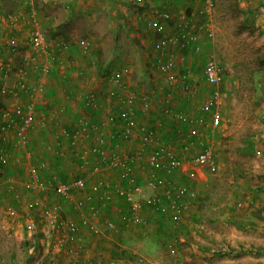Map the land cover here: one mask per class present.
Listing matches in <instances>:
<instances>
[{
  "label": "rangeland",
  "instance_id": "374dc122",
  "mask_svg": "<svg viewBox=\"0 0 264 264\" xmlns=\"http://www.w3.org/2000/svg\"><path fill=\"white\" fill-rule=\"evenodd\" d=\"M33 2L37 9L41 27L46 30L50 28L54 29L55 32L70 39L72 45L76 47L73 49L71 58L69 59L65 56L64 65L58 67L53 72L54 79H52L58 91L57 95L61 97V102H64L65 106L72 105L77 110H82L81 107L85 109V106L80 102L64 101V97L61 94V84L64 85L66 83L64 80L65 74L71 77V83L65 84L71 90L76 89L84 91V93L93 90L101 93L106 91V79L104 75L100 76V74L105 72L106 68L118 70L122 66L130 67L131 73L129 75H132V79L126 80V82L133 89H139L140 93L143 94L139 93V95L147 97V100L150 102V109L154 105L152 103L156 101V96L159 101L164 102L169 98L166 97L164 85L158 87L159 93L157 95H148L147 90L150 89V85L154 81L150 79L146 80V76L141 77L142 69L135 71L136 67L141 66L142 68L143 64L139 60L136 63L135 58L126 63L128 59L125 60L123 58V53L127 52V47L136 42L128 41V31L126 32V36L121 33L112 35L96 31L95 26L91 28V16L79 18L82 21L76 28L69 25L60 26L58 24L62 22L64 14L67 11L69 12V5L74 2H69V0L67 2L65 0H62V2L61 0H33ZM187 2H191V0ZM0 4V8L3 7L5 12L14 11L16 13L26 9L28 0H0ZM190 6L196 9L199 5L194 1ZM185 21L182 17L177 18V25L180 23L185 24ZM199 21L198 19L195 24L199 23ZM208 21V25L213 30L214 36L209 39L204 33L196 30L199 36L197 44H200V48L197 53H193L190 56L189 62H193L188 65L187 62L184 63L183 61V65L185 67H193L198 73L203 70L204 64L213 56L217 63L225 70L224 82L218 87L221 95L218 114L205 115L201 113V119L197 125L202 127L203 124L205 126L210 124L211 126L215 119H218L220 122L217 128H212L214 132L211 134L208 130V138H205V141L202 140L203 146L211 145L215 150L216 169L213 170V167L194 168L190 163L193 154L190 156L188 154V158L185 159V168L174 175H154L146 170H140L138 176L143 181L147 193L151 192V189H148V187L152 180H159L158 184L161 191L167 182L171 181L175 185L191 186L197 192L198 197L201 196V199L197 198L199 206H197L198 209L194 213L191 212L192 208L188 209L186 213L187 218H184L183 222L179 225L172 224L168 217L164 218L160 216L162 223L159 226L161 227L159 232H156L159 215H155V212L153 215L151 210L148 209L146 213L149 223L146 227L134 226L130 231H123L117 236H109L108 242L97 240V247L105 244L107 249H109L108 245H112V252L109 251L110 249L108 250L111 258L133 260L134 256L129 250L118 248L123 246L148 256L156 264H251L255 262L254 256H257L256 260L264 256V216L261 219L262 222L257 223L256 230L250 231L249 226L243 227L242 225L239 228L233 223L238 221L242 223L253 221L249 205L253 199L252 190L257 192L258 189H261L258 194L264 202V158H260L256 154L257 149L264 146V139L261 144L258 139L259 143H257L255 135L252 134L253 131H257L263 133L264 138V0H239V6H236L233 0L231 2L228 0H215V9H213ZM3 23L6 24L5 20ZM165 24L167 25V23ZM185 26L190 31V27L192 26L188 24ZM17 32L18 34L14 40L16 41V45L22 48L24 47L22 43L28 37L29 31L24 26H20ZM7 34H9L8 31L6 32ZM86 38H90L93 44L97 45V65L94 67H88L87 61L81 58L79 42ZM113 38L114 40H112ZM21 56H24L23 51H18L17 59L13 62L16 68L13 69L12 73H9L6 79H2L0 74V91L3 89L0 92V98L3 99L1 101L3 104H8L7 108H11L14 105L13 95L10 90L13 85H16V79L20 72L19 59ZM86 66L88 71H85ZM81 72H83V75H80ZM38 74L39 70L36 68L32 72L31 78L33 75L35 77L38 76ZM51 77L47 76L46 81L50 80ZM82 85L86 87V90H81ZM211 89L204 82L199 83L196 90V100L203 102L211 93ZM213 89H217V87ZM178 93L179 95L181 94L180 91H177ZM55 96L53 94L48 99L55 100ZM42 98L43 96L40 99L43 100ZM170 98L174 102L177 101L176 98ZM177 99L179 102L180 97H177ZM197 103L193 102V106L196 105L199 108V104ZM1 109L3 111L6 108L3 109L2 106ZM107 115L108 109L103 107L101 110L93 113L92 117L103 121ZM146 115L150 116L148 113ZM50 145L53 148L54 142L52 141ZM54 149L50 150L52 154L49 160L57 164ZM197 149H202V147L199 146ZM13 152L14 149H12L11 153ZM40 161L36 160L34 166H37ZM14 163L20 164L23 172H20L19 166L15 167ZM10 164L16 173L14 180H17V183L11 182L10 184H14V187L21 192H17V195H20L23 200L33 199L46 205L59 202L57 199V201L52 199L50 191L41 192L36 188H27L28 182L25 183V181L29 179V169L33 166V163H29L27 159L20 162H14L11 159L8 162L9 166ZM47 166L49 168V163ZM62 166L64 167V165ZM56 168L53 170L59 176L58 165ZM39 172L43 176L45 175L43 173L46 171L40 170ZM65 172L68 173L66 174L68 178L73 177V172ZM1 174L3 175V173ZM1 174L0 178L2 182L4 179L8 180L6 176L3 175L2 177ZM23 177H25V180L21 181ZM206 192L208 197L204 199L203 194ZM86 196L85 192H75L73 200L84 199ZM210 199L211 202L213 200L224 202V207H220V212L223 216L221 223L223 224H211L208 222V214L211 213L205 212L203 209L207 206L206 204ZM9 200L10 197L8 196L6 201ZM15 210V218L10 217L6 213L5 208L0 212V264H68L72 260H75V257L78 256L76 254L71 258L64 256V254L58 256L59 253H54L55 250L52 249L53 242H48V245L42 247L41 243L43 241L51 240L49 238V236L53 235L51 234V229L48 230L47 227L38 228L35 226L36 228L34 227L29 233L26 232L23 224H27L26 222L30 221L28 217L32 216V214L22 205H17ZM254 210H262L261 213H264V206L259 209L255 206ZM211 211L215 212V210ZM84 213V211L75 209L71 201L65 204L64 216L75 223L76 221L80 222L81 219H78ZM203 216L205 217V221H202ZM193 217L195 219L194 223L192 222ZM12 219L14 220L12 221ZM19 219H23V222L19 223ZM54 237L55 234L53 235V239ZM241 241L245 242L246 245H240ZM167 243H173L175 246L176 253L174 255L167 254L166 250H164ZM26 244L30 245L27 247ZM199 244L210 246L214 251L223 248L226 250V254L221 255L217 253L215 256H212V252L202 250ZM10 256L15 257L14 263L9 261ZM259 262L264 264V261Z\"/></svg>",
  "mask_w": 264,
  "mask_h": 264
},
{
  "label": "built area",
  "instance_id": "2783aa9c",
  "mask_svg": "<svg viewBox=\"0 0 264 264\" xmlns=\"http://www.w3.org/2000/svg\"><path fill=\"white\" fill-rule=\"evenodd\" d=\"M27 1V0H26ZM200 5V14L205 19L204 23L197 26L198 32L204 33L209 39L214 36L213 30L208 25L209 17L215 9V0H197ZM29 7L24 11L9 14L6 25L9 28L18 30L20 26L27 28L29 33L24 45H29L32 50V55H27L26 65L32 70L36 68L41 70L43 76L51 73L53 61L60 59V56L65 52L68 44L62 41L50 42L46 34L42 31L39 16L33 0H28ZM164 19H170V14L166 13ZM186 23H180L176 34L172 36H164L158 43L160 55L157 58L156 66L160 73H163L170 89L180 83L182 98L190 103H197L195 87L199 84L197 72L193 67H185L179 55L181 52L187 51L197 53L198 48V32L187 30ZM151 27V24L149 25ZM85 52L90 53L94 45L88 40L80 42ZM59 55V56H58ZM58 56V58L56 57ZM44 62H43V59ZM46 59V61H45ZM128 71H116L113 73L111 80L114 84L110 89L109 96L117 98V104L120 105V111L115 116L109 115L106 123L93 122L83 118L78 122L74 132L60 125V120L64 113V109L53 108L49 114L40 115L35 112V100L38 93L43 91V84L36 87L27 85L25 80L28 73L18 75L17 86L22 94L28 98L25 103L17 102L11 108H6L0 115V141L6 140L8 133L13 132L14 147L26 148L30 143L32 133L42 132L49 121H52L56 126L55 138H63L67 141L70 149L76 150L79 144L88 141L90 145L78 151V158L83 162L80 168L81 175L75 179L63 181L57 176H52L46 182H42L40 170L47 171V162L41 161L37 166L30 168V180L27 183L28 188H36L41 192L50 191L56 198L62 199L65 202H73L74 208L84 211L81 220L84 223L86 230L90 236L96 238H109L105 230L117 232V225L112 219H103V212L110 204H115L116 201L122 203L120 205L119 221L124 228L130 227H146L149 220L146 216V211L149 209L161 217L169 218L174 225H179L183 222L185 215L198 198L197 192L189 186L175 185L171 181L167 182L164 188H160L159 180H152L149 186L154 190V194L147 196L145 187L137 180L134 175L136 164H140L141 170H146L154 175L165 174L171 175L179 170H182L186 165L185 160L180 158L175 147H164L161 144L160 138L154 130H150L146 125L142 126L138 123V117L133 108L142 107V112L146 113L149 108L147 98L139 97L140 95L134 91L131 86L125 81V75ZM225 77L224 68L217 63L213 56L204 64L202 70V82L207 84L211 89V93L206 99L201 102L200 109L205 114H218L220 107V91L219 85ZM64 80L68 79L64 76ZM201 83V82H200ZM120 87L117 92L115 88ZM84 106L89 109L99 108L97 104V96L90 92L82 100ZM96 103V104H95ZM167 113H173L167 110ZM179 117V114H178ZM183 121L188 125H194V119L188 115H180ZM180 119V118H179ZM220 122L215 119L213 123L207 125L210 133L214 132L212 128H217ZM116 125L119 127L115 136L124 142L130 143L135 140L136 136L140 137L141 148L139 150L126 154L119 153L116 149L119 145L116 144L113 148L107 147V135L105 127ZM111 127V126H110ZM192 137L185 136L183 138L184 150L190 152L192 146L190 141ZM63 140V141H64ZM60 146V142H58ZM62 154L61 149H56L55 155ZM256 154L260 158H264V146L258 148ZM91 157L97 159V162L89 165ZM9 155L5 150L0 151V161L3 164H8ZM190 163L197 168L215 166V154L211 145H206L199 150L190 159ZM89 166V167H88ZM87 171V172H85ZM115 173L116 181H109L106 174ZM91 181V182H89ZM89 182V183H88ZM75 192H85L87 196L84 199L73 200ZM19 205L25 207L30 212H38L40 222L49 227L54 234L59 233L54 239L52 249L56 254H64V256L74 257L77 252L83 254V261L86 264L90 261V257H86L85 244L81 239L80 223L66 218L64 216L65 204L63 202L52 203L51 205L43 204L36 200L23 201L20 195L14 197ZM7 214L10 217L16 216L14 206H9ZM36 221L27 224V230L31 231L36 225ZM83 238V237H82ZM69 243V244H68ZM70 245V246H68ZM167 254L174 255L176 253L173 243H167L165 249ZM82 261V262H83ZM93 264V263H92ZM110 264H121L119 261H113ZM131 264H156L153 260L143 256H136V261Z\"/></svg>",
  "mask_w": 264,
  "mask_h": 264
},
{
  "label": "crops",
  "instance_id": "0c3cea01",
  "mask_svg": "<svg viewBox=\"0 0 264 264\" xmlns=\"http://www.w3.org/2000/svg\"><path fill=\"white\" fill-rule=\"evenodd\" d=\"M65 1L67 2L68 0H65ZM187 1L188 0H69V2H74V3L69 5V12L67 11L64 14V16L61 20L62 22L60 24H58L60 26L61 25H69V26L76 28L79 26V23H81V21H82L79 18H83L84 16H86V17L91 16L92 17V21H90L91 25H92L91 28L95 26L96 31L103 32L105 34H112V35H114L115 33L116 34L121 33V34H125V36H126V32L128 31V33H129L128 41L129 42L136 41V42H134L129 47H127V52L123 53V55H124L123 58H125V60L128 59V61L126 63H129L130 60H133V58H135L136 63L139 60L141 62V64H143V66L145 65L144 67L142 66V68H141V66L136 67L135 71L142 69L143 72H142L141 77L146 76L145 77L146 80L150 79L151 81H154V83L150 85V89L147 90L148 95H151V94L157 95L159 93L158 87L160 85H164V87L166 89V92H165V94L167 95L166 97H169L164 102V101H159V99L156 96L155 97L156 101H155V103H152V105L153 104L154 105L151 107V109H153L154 112L161 111V113L159 114L160 116L156 118L157 120L153 121L152 119H155L154 115L150 117L148 115H145L146 113L141 111L142 113H141V115H139V119H138L139 125L145 126L146 123L150 122L151 126L155 127V130L157 132L158 137L160 138V141L169 142L170 144L173 143L175 145L174 147H175L178 155H180V157L184 160L186 158H188V154H189V156L191 155L192 150L193 151L194 150L195 151L201 150V149H197V147L198 148H199V146L203 147L202 140L205 141V138L206 139L208 138L209 128L207 126H205L204 124L202 127L194 126V125L190 126L185 121H183L180 116L178 117V114L180 115L181 112L189 111L190 113H193V114H195V116L200 118L201 117L200 114L203 112L197 111L195 108H193L194 107L192 105L193 103L188 104L186 102V100L181 99L182 98V91H181L180 83L177 84L178 87H176V89H171V91L168 89L169 85H168L166 76L163 73L158 72V70L155 67L154 62L156 61V59L160 55L159 50H158V43L162 40V38L164 36H166V35L172 36V35L177 33V31L179 29V25H180V24L177 25L178 24L177 18H181V17L184 18L186 20L185 23L192 26V27H190L191 32L197 30L198 23L195 24V22L198 21V16L200 14V9H201L200 5L196 9H193V8H191L192 6H190V5H191V3L193 4L194 1H195V3H197V0H191V2H187ZM61 2H62V0H61ZM49 12H51V11H49ZM166 13L170 14V19H168V20L164 19V15ZM175 19H176V22H175ZM165 23H167V25ZM150 24H151V27L149 26ZM52 30L54 31V29H52ZM112 40H114V38ZM22 44H24V43H22ZM197 45H198V48H200L199 47L200 44H197ZM94 47L96 50L97 45L94 44ZM193 53H195V52H191V51H187L185 53L181 52L180 56H181L182 62L183 61H184V63L187 62L188 65L191 64L193 61L189 62V60L191 59L190 56ZM96 55H97V52H96ZM58 56H57V58H58ZM65 56H66V53L63 52L62 55L60 56V58H64ZM43 62H44V60H43ZM74 70H75V68H74ZM120 70L121 71L122 70L128 71L125 75V81L126 80L129 81L132 79V75H129L131 73L129 66H122ZM85 71H88V69H86ZM198 73H197V78H198L199 83H200V82H202V70H201V72H198ZM81 74L83 75V72H81L80 75ZM50 77H51V75H50ZM52 78L54 79L53 74H52V77L50 78V80L48 79V81H47V83H48L47 87H48L49 91L55 92V83H54V80ZM63 82H64V80H63ZM111 87H113V86H111ZM85 88L86 87H83V85H82L81 90H83ZM106 88H107V85L105 86V89ZM195 90H197V86L195 87ZM102 91H105V90H102ZM135 91H137L138 94L140 93L139 89L138 90L136 89ZM177 91H180L181 94L180 95H179V93L177 94ZM10 92L13 95L14 104L17 103L18 101H22L23 103L26 102L27 98L24 95H18L17 94V91L15 90V85H13ZM141 95H143V94H141ZM141 95L139 96L140 98L141 97L147 98L146 96H141ZM170 97H172V99L176 98L177 103L174 102V100H171ZM177 97L178 98L180 97L179 102H178ZM1 101H3V99L0 98V115L2 114L1 107L3 106V109H4V108H7L6 106L8 105V104H6V105L3 104ZM48 101L53 102L54 100L47 99V102H45L44 104L48 105L49 104ZM104 107H106L108 109L109 106H108V104H105ZM46 108L48 110L50 109V107H48V106ZM81 109L82 110L74 109L72 105H69L68 107H66V114H63V116H62V120H63L64 124L72 126L75 128L77 126L78 122L81 121L83 118H85L89 121H93V122L96 121V122L106 123L107 119L110 115L108 113L106 119L103 121H100V120L94 119L92 117L93 112H91V114H90V111L86 107H85V109L81 107ZM167 109H170L171 111H173V113H165ZM108 112H109V109H108ZM44 114H49V113L45 112V113H41L40 115H44ZM90 115H91V117H89ZM146 117H148V118H146ZM207 125L209 126V124H207ZM110 126L105 127V131H106L105 133L107 136L109 135L108 137H110V140L107 141V147L108 148H113L116 144H118L119 148H117L116 150L121 154H126V153L133 152V151L136 152V150H139L141 148L142 145L140 143V137L139 136H136L135 140L130 142V143L124 142L123 140L119 139L118 136L117 137L115 136V134L117 135V131H119V127L116 125H110ZM56 130H57L56 126L54 124H51V125H49V127L47 128L46 131H44V132L42 131L43 133L42 132L32 133L30 136L29 145L26 148H22L21 150L19 147H14V142H13L14 133L10 132L7 134L5 141H3V142L0 141V147H1L0 151L1 150L7 151V154L9 155L8 162H9V160L11 161V159L14 162L15 161L20 162V161H24L25 159H27V161H29V163H31V164L33 163V166H34L36 160H39V161L41 160V161H45V162L47 161L49 163V168L46 172L43 173L45 175L41 176V180L44 183L46 182L45 180H47V179L49 180V178H51L52 176H57L59 179L65 181L63 179V177H65V175L68 174L65 171H68L70 173L73 172V177L68 178V180L75 179L76 177L81 175L80 168L83 165V162H81L79 160L77 153L79 150H82V149L88 147L90 145V143L88 141H84L82 144H79V146L77 147L76 150L70 149V146L68 145L66 140H64L63 138H60V139L55 138L54 134L57 133ZM186 134L188 136L192 137V139L190 141V146H192V149L190 150V152H186L184 150V144L179 143L181 137H185ZM192 134H193V136H192ZM252 134L255 135L254 137L256 139V142L259 143V141H258V139H259L260 144H261L262 140L264 139L263 133L253 131ZM52 141L54 142V147H53V148H55L54 152L56 149H59V148L61 149V152H62V154L55 156V159H57V161H56L57 164H54L52 162V160H49V159H51V154H52L50 152V150L53 149V148H51V145H50V143ZM58 142H60V146H58ZM12 149H14L13 153H11ZM214 154H215V150H214ZM215 161H216V154H215ZM40 162H38V164ZM95 162H97V159L94 157H91L89 165L91 166ZM14 165H16L15 167L19 166L20 172H23V168H22V166H20V164L18 165V164L14 163ZM57 165H58V171L60 172L59 176L56 175L54 170H53L54 168L57 169L56 168ZM62 165H64L65 168ZM135 166L136 167L134 168V175H136L137 180L143 184V181H141L140 176H138L139 171L141 170V167H140L141 165L136 164ZM215 169H216V167L214 166L213 170H215ZM1 173H3V175L6 176V178H8V180L4 179V181L2 182V180L0 178V189H1V191H0V212H2V210L5 208L6 213H7V209L9 206L14 205L15 207H17V205H19L16 202V199L14 197H15V193H17V192L21 193V192L18 191V189H16L14 187V184H10L11 182L17 183L16 182L17 180L16 181L14 180L16 173H15L14 169L11 168V164H10V166L8 164H3V163L0 164V174ZM3 175H2V177H3ZM30 176H31V174H30V169H29V175H28L29 179H30ZM66 176L68 177V175H66ZM25 177L21 178V181H24ZM106 178L109 181L113 182V181L117 180V175L115 173L114 174L108 173V174H106ZM29 179H28V181H25V183L29 182ZM89 182H91V181H89ZM148 189H151V187L149 186ZM260 191H261V189H258L257 192H255L254 190L251 191V193L253 194V199L251 200V202L249 204L251 207L250 213H251V216L253 218L252 220L255 221L256 223L253 221L243 222V223L239 222V221L233 222L239 228L242 225L243 227L249 226L250 231L256 230L257 223L262 222L261 219H263L262 217L264 216V213H261L262 210L261 211L254 210L255 206L258 209L260 207L262 208L264 206V202L261 200V198L258 194V192H260ZM51 194H52V199H55V200L57 199L59 202H63L64 204L67 203L62 199L59 200L58 198H56L53 193H51ZM78 194H82V193H78ZM146 194H147V196L153 195L154 190L151 189V192H149V193L146 192ZM203 195H204V199H206L208 197L207 192L204 193ZM8 196L10 197V200L6 201ZM198 198L201 199V196H199ZM25 199H28V198H25ZM31 200H33V199H31ZM197 200L195 201L194 205L191 207L192 213H194V211L198 209L197 206H199V205L197 204ZM23 201H25V200H23ZM6 202H7V204H6ZM120 205H122V203H120L119 201H116L115 204H110V206L108 208H106L105 211L103 212L104 219H112L113 222H115L117 225V230H116L117 232H114L112 230H105L106 233L108 234V236H111V237L117 236V235H120L121 232H123V231H125V232L130 231L131 229L134 228V227H130L128 229L124 228L122 226V224L120 223V221H119V213H120V209H121ZM206 205L207 206L203 210H205V212L211 213V214H208L209 215L208 222L211 224L221 223V219L223 216L221 215L222 213L220 212V207H224V202H220V201L218 202L217 200H215V201L213 200V202H211V199H210ZM193 208H195V209H193ZM211 210H215V212H212ZM151 212L153 215L155 214L153 211H151ZM4 213H5V211H4ZM199 213H201V212H199ZM31 214H32V216L28 217L29 218L28 220H30L31 222L34 220L36 221L37 218L35 217V214L34 213H31ZM66 215L68 216V214H66ZM155 215H158V214H155ZM192 215H194V214H192ZM146 216H147V213H146ZM188 216H189V214H188ZM81 217H79L78 220H80ZM160 218L161 217L159 216L158 224L156 227V232L157 231L159 232V229H161V227H159L162 223ZM185 218H187V214L185 215ZM13 220L14 219H12V221ZM30 221H27L26 223L29 224ZM202 221H205L204 216L202 218ZM22 222H23V219L22 220L19 219V223H22ZM192 222L193 223L195 222L194 217L192 218ZM230 222H231V220H230ZM76 223L77 224L80 223L79 226L81 227V232H80L81 233V239H82V242L85 244L86 252H88V254L86 253V257L87 256L90 257V261H88V263H90V264H92V263L93 264H110L113 261H119L121 264H131V263L136 261V256L140 255V253L138 251L132 250L130 248L123 246V247H118V248L119 249L125 248V249L129 250L133 254L134 259L129 261V260H125L123 258L122 259L121 258H113V257L111 258L109 251L112 252L111 251L112 245H110V246L108 245V248L110 250L107 249V246L105 244H102L100 247H97V243H96L97 240H100V241H107V240L90 236V234L86 230V227H85L84 223L82 222V220H80V222L76 221ZM27 224H23V228H25L26 232L29 233L30 231L27 230V228H26ZM221 224H223V223H221ZM35 225H37V224L35 223ZM36 227L46 228L47 226L44 225L41 221L40 223H38V225ZM135 227H137V226H135ZM47 228H48V230L50 229L49 227H47ZM54 231L55 230H53V235L55 233ZM56 234H58V236H59L58 232H56ZM56 234H55L54 239L57 237ZM53 235L49 236V238H51L52 241L49 239V240L43 241L41 243L42 247L46 246L48 244V242H54L55 241L53 239ZM107 239H109V238H107ZM107 242H105V243H107ZM239 244L240 245H246L245 242H243V241H241ZM68 246H70V245H68ZM59 255L60 254H58V256ZM76 256L77 257H75V260H72V262H69L68 264H86L85 261H83L84 259H83L82 253L77 252ZM143 256H145V255H143ZM145 257L149 258L148 256H145ZM254 258H255L254 259L255 262H252L251 264H261L259 261H262V262L264 261V256H263V258L261 257V259H259V260H256L257 256H254Z\"/></svg>",
  "mask_w": 264,
  "mask_h": 264
},
{
  "label": "trees",
  "instance_id": "16d2710c",
  "mask_svg": "<svg viewBox=\"0 0 264 264\" xmlns=\"http://www.w3.org/2000/svg\"><path fill=\"white\" fill-rule=\"evenodd\" d=\"M228 1L231 2V0H228ZM233 1L235 2V5L236 6H239V0H233ZM26 7H27V9L29 8L28 6H26ZM12 13H14V11L5 12L3 10V7L0 8V65H1L0 66V74H1L2 79H6L7 76L9 75V73H12L13 69L16 68L14 66L13 62H14L15 59H17L18 51H23V55L24 56H21L20 59L18 58L19 59V62H20V65H19L20 72L18 73V75L21 76V75H23V73H28L27 74L28 77L25 80V82H26L27 85H32L33 87H36L40 83L43 84V91L40 92V93H38L37 98L35 100V112L37 114H39V113L41 114V113L48 112V111L52 110L53 108H60L61 107L62 109H64L63 110L64 111L63 114H66V107L67 106H65L64 102H61V97L59 95H57L58 94L57 88H55V92L49 91L48 90V87H47L48 86V83L46 81V77L47 76H50V75L52 76L53 72L55 70H57L58 67H61L62 65H64V58H60V59L58 58L57 60L53 61V68H52L51 73L43 76L41 70L39 69L38 76L35 77L33 75V77L31 78V74H32V72L34 70H32L29 66L26 65V58H27L26 56L27 55H32V53H33L32 50H31V48H30V46L29 45H26L25 46L23 44V46H24V47H22L23 49L20 46H17L16 45V41L14 40L16 38L17 34H18L17 30H15L13 28H9V26H7L6 24L3 23L4 20L5 21L7 20L8 15L9 14H12ZM198 19H200L198 25L205 22V19H203V15H201V14H199ZM25 29H27V28H25ZM7 31L9 32V34L6 35V32ZM42 31L46 34V37H47V39L50 42H54L55 43V42H57L59 40V41L64 42L65 44H68V46H67L68 49H66L64 53H66L67 58H69V59L71 58L73 49H75L76 47L72 45L70 39H68L67 37H64L63 35H60L58 32L53 31L51 28L49 30H46L45 28L42 27ZM85 40H88L89 42L92 43V45H94L93 44V41L90 38L89 39L86 38V39H84V41ZM79 48H80V52H81V58L84 61H87L86 63L88 64V67H92V66L94 67L95 65H97V57H96L95 47H93V50L90 53H88V52H85L83 46L79 42ZM156 61H157V59H156ZM156 61L154 63H155V67L157 69ZM85 68L87 69V66ZM119 70L120 69H118V70H109V68H106L105 69V72H102L100 74V76L101 75H104V78L106 79L105 83L107 85L106 91L105 92H101V93H97V92H95L93 90L92 91L85 92V93L83 91H79V90H76V89L75 90H71L68 86H65L66 83L67 84H70L71 83V77H70V75H67V78L68 79L65 80L66 83L64 85L60 83L61 84V91H62L61 94H62V97H64V101H67V102L68 101H75V102H80L83 105H85L84 102L82 101L83 98L86 97L90 92H92L94 95L97 96V104L96 103L95 104L99 108L97 109V107H96L95 109H90L91 107L88 106L89 107L88 110L90 111V114H91V112L95 113L98 110H101L104 107L105 104H108V106H109L108 107V109H109V112L108 113L111 116H115L120 111V106H118L120 104L119 103L117 104V101H116L117 98L115 99L114 97L111 98L109 96L110 89H112L111 86H113V84H114L110 80H111V77H112L113 73H116V71H119ZM17 79L19 81V78H17ZM17 79H16L15 90L17 91V94L18 95H23L22 92H21V90L17 86ZM223 82H224V80H223ZM60 84H59V86H60ZM119 88L120 87L115 88L114 89L115 92H117ZM168 89L171 91V89L169 87H168ZM173 89H176L175 86L173 87ZM2 91H3V89L0 92H2ZM53 94L56 95L55 96V100L53 102L48 101L49 102L48 105L44 104L45 102H47V99L50 98V96L53 95ZM196 95H197V91H196ZM41 96H43V98H42L43 100L40 99ZM26 101H28V98H27ZM18 102H21L22 103V101H18ZM148 103H149V108H147L145 112L148 113L150 115V117L154 115L155 116V119H152V120L155 121V120H157L156 118L160 116L159 114L161 113V111H158L159 113L152 111V109H150V102L148 101ZM187 103L190 104V102H187ZM197 104H199L198 105L199 108H197L196 105L193 108H195L197 111H201V109H200L201 102H198ZM192 105H194V104H192ZM47 106L50 107L49 110L46 108ZM131 108L134 109V111H135V113L137 115H141V113H142L141 112L142 111V107L139 106L136 109L135 105L132 103ZM167 110H170V109H167ZM167 110H166L165 113H167ZM202 114H205V113L203 112ZM180 115H188L190 118H193L194 119V126H197L199 124V122H200V119H201V118L195 116V114L190 113L189 111H183V112L180 113ZM89 117H91V115ZM138 119H139V117H138ZM263 120H264V118H263ZM60 122H61L60 125L61 126H64L68 130V132H74L75 131V128L74 127L64 124L62 118H61ZM90 122L93 123V121H90ZM94 122H96V121H94ZM138 123H139V121H138ZM148 123H146V126L150 130H154L156 132L155 127L154 126H151V123L150 122H148ZM51 124H54V123L52 121H49L47 123V127L45 128L44 131H46L47 128L49 127V125H51ZM54 136H55V134H54ZM192 136H193V134H192ZM183 138L184 137H181V139L179 141L180 144H184V142H182L183 141ZM108 140H110V137L107 138V141ZM161 144L164 147H166V148H168V147L171 148V147L175 146L173 143L170 144L169 142H164V141H161ZM248 146H250V144H248ZM204 147L205 146H203L202 148H204ZM0 149H1V147H0ZM197 152L198 151H195V150L193 151L192 150L191 151V155L192 154L195 155ZM179 157H180V155H179ZM0 164H2L1 161H0ZM193 167L194 168H197L195 166H193ZM184 168H185V166L183 167V169ZM182 170H179L176 173H178V172H180ZM176 173H174V174H176ZM174 174H171V175H174ZM63 179L65 181H67L68 180V177L65 175V177H63ZM189 187H191V186H189ZM38 223H40V217L39 216L37 217V220H36V224L37 225H38ZM205 236L207 238H209L207 234H205ZM26 245L28 247L30 244H26ZM199 247L202 250H204V251H207V252H210V253L212 252V256H215L217 253L218 254H221V255H225L226 254V250H224L223 248H220L218 251H214L210 246H205L204 244H199ZM0 257H1V255H0ZM9 261L11 263H14L15 262V257L10 256L9 257Z\"/></svg>",
  "mask_w": 264,
  "mask_h": 264
},
{
  "label": "clouds",
  "instance_id": "9594fccd",
  "mask_svg": "<svg viewBox=\"0 0 264 264\" xmlns=\"http://www.w3.org/2000/svg\"><path fill=\"white\" fill-rule=\"evenodd\" d=\"M17 193H15V195H16ZM34 214H35V217L37 218L38 216H39V214H38V212H34ZM53 234V233H52ZM48 245V244H47Z\"/></svg>",
  "mask_w": 264,
  "mask_h": 264
}]
</instances>
